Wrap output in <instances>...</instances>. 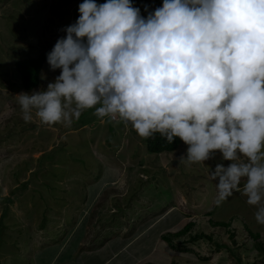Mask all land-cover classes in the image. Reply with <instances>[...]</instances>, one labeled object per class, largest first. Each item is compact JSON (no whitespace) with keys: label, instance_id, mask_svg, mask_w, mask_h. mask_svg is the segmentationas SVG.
Instances as JSON below:
<instances>
[{"label":"rangeland","instance_id":"1","mask_svg":"<svg viewBox=\"0 0 264 264\" xmlns=\"http://www.w3.org/2000/svg\"><path fill=\"white\" fill-rule=\"evenodd\" d=\"M82 2L0 0V220L15 229L7 237L20 235L16 244L21 246L18 252L0 242L1 263L38 264L30 252L55 247L62 219L71 226L84 205H91L83 220L94 217L91 223L97 215L104 225L128 227L121 230L142 239L137 244L143 253L139 264H264V225L255 219L259 206L248 204L243 194L245 181L239 192L215 203L217 184L209 170L230 163L219 152L189 164L182 157L188 147L184 142L173 152L151 153L146 141L132 134L120 145L126 123L100 118L94 109L85 110L71 126L63 121L44 124L35 110L32 120L24 121L17 94L46 89L60 69L52 71L44 63L40 84L25 90L15 62L27 54L36 56L40 48L52 49L80 15ZM127 128L134 130L130 123ZM117 176L116 184L111 183ZM28 203L34 208L27 209ZM4 211L17 221L12 217L7 222ZM211 220L227 225L212 226ZM189 222L188 231L171 237L184 251L170 248L161 238ZM250 232L259 235L254 238Z\"/></svg>","mask_w":264,"mask_h":264},{"label":"clouds","instance_id":"2","mask_svg":"<svg viewBox=\"0 0 264 264\" xmlns=\"http://www.w3.org/2000/svg\"><path fill=\"white\" fill-rule=\"evenodd\" d=\"M78 12L46 54L60 74L17 94L24 121L35 110L44 124L71 126L94 109L144 139L178 137L189 164L219 152L230 163L209 170L215 203L244 180L264 225V0H162L147 16L132 0H83Z\"/></svg>","mask_w":264,"mask_h":264},{"label":"crops","instance_id":"3","mask_svg":"<svg viewBox=\"0 0 264 264\" xmlns=\"http://www.w3.org/2000/svg\"><path fill=\"white\" fill-rule=\"evenodd\" d=\"M239 161H246V157L241 155ZM117 179L118 176L111 183H114ZM97 194L98 192H96L95 197ZM90 206L84 205L78 215V219L74 220L71 226L64 218L62 219L63 229L56 227L59 228L57 239L53 240L55 243L52 244L56 246L45 248L47 251L44 252L46 259L44 264L141 263L143 261L141 256L143 253L139 251L137 244L142 239H135V237H131L130 234H126L121 230L128 229V227L123 226L116 229L110 225H104L103 222L97 221V215L95 220L92 221L93 224L83 220L82 215ZM92 208L94 210L97 206L94 205ZM87 218L92 220L94 217ZM67 227L69 228L65 230ZM110 233L112 236H108ZM129 243L131 244L129 245Z\"/></svg>","mask_w":264,"mask_h":264},{"label":"trees","instance_id":"4","mask_svg":"<svg viewBox=\"0 0 264 264\" xmlns=\"http://www.w3.org/2000/svg\"><path fill=\"white\" fill-rule=\"evenodd\" d=\"M132 3H133V6L138 7L140 9L142 16H147L148 12H152L157 7L162 6V0H132ZM146 7H147V11H145ZM50 51H51V49L40 48L38 50V54L36 56H31L30 54H27L25 57H23L22 59H19V60H17L15 62V69H16L17 73L19 74L22 87L25 90L34 89L35 87H37L40 84V71L42 69L43 64L47 62L46 54L48 52H50ZM110 120L111 121H119V118L117 117L116 119H110ZM127 124L123 125L124 129L122 130V133H121V136H120V145H123L121 143H122V139H124V137L129 138L127 135H131L132 136V134L133 135L137 134V132L132 130V129L128 130ZM143 140H144V143L146 141L145 145H146L147 151L151 152V153H170V152H173L183 142L178 137H174L173 142L171 144H169L158 133L155 134L154 138H149V139H144L143 138ZM35 179H37V177ZM36 183H38V182L36 181L34 184H36ZM33 188H34V186H33ZM23 207H24V205H23ZM32 208H34V204H29L28 203L27 204V209H32ZM214 210H215V208H213L211 212H213ZM6 212L5 211L3 212V217L6 216ZM209 213H210V211H209ZM12 217H14L13 213H11L10 216L8 215V218H12ZM5 218L7 219L6 221L9 222V219L7 217H5ZM2 219L0 220V242L6 243V244L9 243V244L14 246L15 250L20 252L21 246L16 244L20 240V235L15 240L12 237H10V236L7 237L6 232L8 230H11V229L14 231L15 229H13V227L9 228L10 225H11L10 223H8V225L7 224H3V220ZM14 220L17 221V218L14 217ZM210 223H211L212 226H218V227L227 225V222H225V221H214V220H211ZM192 224H193L192 222H189L181 230L176 231L174 233H169L168 232V234L166 233V235H163L161 238L163 240H165L168 243V245H170L171 247L176 248L178 251H184V249H185L184 247H181L179 245L173 244L171 237H179V236H181L182 234H184L186 231L189 230L188 227H190ZM14 226H16V223H15ZM250 234L254 238H257L258 235H259L258 233H252V232H250ZM200 235L205 236V234H200ZM4 236H5V238H4ZM8 239H11V240H14V241L12 242L11 240H8ZM209 239H210V237H209ZM2 247H4V246H2ZM44 248H46V247H41L40 248L41 250L40 249L39 250H36V249L33 250L34 259L37 261L38 264H44L45 263L46 259H45L44 252H46L47 249H44ZM42 249H44V250H42ZM0 263H1V259H0Z\"/></svg>","mask_w":264,"mask_h":264}]
</instances>
